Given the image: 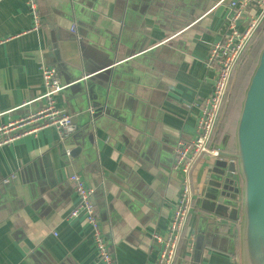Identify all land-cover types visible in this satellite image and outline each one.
Wrapping results in <instances>:
<instances>
[{"label": "crops", "instance_id": "obj_1", "mask_svg": "<svg viewBox=\"0 0 264 264\" xmlns=\"http://www.w3.org/2000/svg\"><path fill=\"white\" fill-rule=\"evenodd\" d=\"M36 1L39 26L28 0H0V126L43 106L47 65L77 130L65 142L49 128L0 148V264H102L85 218L70 217L73 174L95 191L116 263L156 264L152 236L166 234L181 190L174 148L196 135L214 86L210 46L228 33L232 0ZM209 164L193 173L177 264L241 263V209L235 219L204 208Z\"/></svg>", "mask_w": 264, "mask_h": 264}, {"label": "built area", "instance_id": "obj_2", "mask_svg": "<svg viewBox=\"0 0 264 264\" xmlns=\"http://www.w3.org/2000/svg\"><path fill=\"white\" fill-rule=\"evenodd\" d=\"M226 1L228 0H221L220 4ZM28 4L34 14L36 26H39L37 1L28 0ZM228 9L230 11L228 33L210 46L208 66L215 71L212 94L199 106L200 115L194 138L189 141H179L174 148L173 171L181 175V190L166 234L152 236L160 245L156 264L178 262L179 251L183 240L186 239L185 231L196 198L193 173L200 161L218 155V151L214 148V137L234 71L243 55L247 53L254 35L264 26V0H232L228 3ZM41 75L44 93L38 101H42L43 106L39 110L0 126V148L49 128L56 130L60 142H65L76 132L77 127L70 114L65 109L59 108L57 104V95L65 89L60 82L57 69L43 65ZM67 155L69 156L70 152H67ZM237 179L239 180L238 177ZM69 180L78 197V204L70 213V217L85 218L91 228L100 262L117 264L96 212L93 201L94 189L78 174L71 175ZM237 188L240 189V183ZM240 201L239 196V205ZM190 241V251H192L193 240Z\"/></svg>", "mask_w": 264, "mask_h": 264}, {"label": "water", "instance_id": "obj_3", "mask_svg": "<svg viewBox=\"0 0 264 264\" xmlns=\"http://www.w3.org/2000/svg\"><path fill=\"white\" fill-rule=\"evenodd\" d=\"M262 30L264 32V26ZM251 50L252 47L246 54ZM240 68L241 65L237 68V74ZM233 87L234 84L231 91ZM230 97L231 92L221 113L214 142L225 118ZM230 139L229 135H225L219 145L214 146L218 155L210 158L207 168L202 191L204 208L216 214L230 209L235 219L238 209H241L240 264H264V48L245 91L234 136V152L229 150ZM239 183L240 189L237 188ZM197 186L195 184L194 188Z\"/></svg>", "mask_w": 264, "mask_h": 264}, {"label": "trees", "instance_id": "obj_4", "mask_svg": "<svg viewBox=\"0 0 264 264\" xmlns=\"http://www.w3.org/2000/svg\"><path fill=\"white\" fill-rule=\"evenodd\" d=\"M263 28L261 27L256 34L254 35L252 41L250 42L249 48H252L251 54H244L240 62L238 63L233 79H232V84L230 85V89L228 91L227 98L225 100L224 105L226 104V101L229 97V94L231 92V97H230V102L228 104V109L225 115V118L221 124V133L223 134H228L231 136V140L229 143V147L231 146V142L234 141V136H235V131L238 123V119L240 116V111H241V106L242 102L244 100V87L240 85L238 78L241 76V73L243 72L244 67L254 58L256 57V63L258 64L259 56L264 48V32L262 30ZM241 65L240 71L237 74V68ZM256 65V64H255ZM257 66V65H256ZM237 74V78L234 82L235 76ZM234 84L233 90L232 85ZM243 94V95H242ZM242 95V96H241ZM236 105V106H235ZM224 108V107H223ZM235 108V110H234ZM234 110V111H233ZM231 152H234V148H229Z\"/></svg>", "mask_w": 264, "mask_h": 264}, {"label": "rangeland", "instance_id": "obj_5", "mask_svg": "<svg viewBox=\"0 0 264 264\" xmlns=\"http://www.w3.org/2000/svg\"><path fill=\"white\" fill-rule=\"evenodd\" d=\"M253 48V47H252ZM252 52V50H251ZM251 52L249 54H251ZM256 57H254L243 69V72L241 73V76L238 78V81L240 83V85H242L244 87V93L249 85L250 79L253 75V72L256 68ZM256 64V65H255ZM243 95V94H242ZM241 95V96H242ZM236 106V105H235ZM235 110V108H234ZM233 110V111H234Z\"/></svg>", "mask_w": 264, "mask_h": 264}, {"label": "flooded vegetation", "instance_id": "obj_6", "mask_svg": "<svg viewBox=\"0 0 264 264\" xmlns=\"http://www.w3.org/2000/svg\"><path fill=\"white\" fill-rule=\"evenodd\" d=\"M228 135V134H227ZM230 136V135H229ZM231 137V136H230ZM231 140V139H230Z\"/></svg>", "mask_w": 264, "mask_h": 264}]
</instances>
